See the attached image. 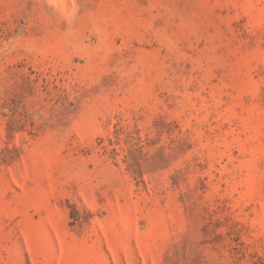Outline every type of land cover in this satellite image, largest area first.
I'll return each instance as SVG.
<instances>
[{
  "label": "rangeland",
  "instance_id": "rangeland-1",
  "mask_svg": "<svg viewBox=\"0 0 264 264\" xmlns=\"http://www.w3.org/2000/svg\"><path fill=\"white\" fill-rule=\"evenodd\" d=\"M0 264H264V0H0Z\"/></svg>",
  "mask_w": 264,
  "mask_h": 264
}]
</instances>
